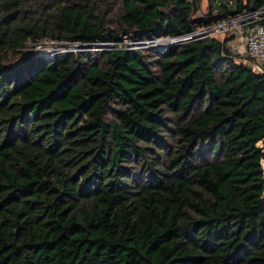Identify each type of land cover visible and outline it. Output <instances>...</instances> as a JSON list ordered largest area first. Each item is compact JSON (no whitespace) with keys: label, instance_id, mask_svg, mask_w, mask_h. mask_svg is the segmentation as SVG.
Segmentation results:
<instances>
[{"label":"trees","instance_id":"obj_1","mask_svg":"<svg viewBox=\"0 0 264 264\" xmlns=\"http://www.w3.org/2000/svg\"><path fill=\"white\" fill-rule=\"evenodd\" d=\"M200 1L0 0V264H264V74L145 48L264 9ZM42 39L81 49L9 64Z\"/></svg>","mask_w":264,"mask_h":264},{"label":"built area","instance_id":"obj_2","mask_svg":"<svg viewBox=\"0 0 264 264\" xmlns=\"http://www.w3.org/2000/svg\"><path fill=\"white\" fill-rule=\"evenodd\" d=\"M263 15L264 9L235 16L222 15L221 19L211 26L203 27L193 33L177 38L160 39L161 41L155 40L147 42V44L155 43L157 46L153 47L165 48L167 45L173 46L187 42L193 37L221 36L225 38L233 33L237 38L236 40L241 43L243 55L252 59L253 70L258 74H264V27L256 23Z\"/></svg>","mask_w":264,"mask_h":264},{"label":"rangeland","instance_id":"obj_3","mask_svg":"<svg viewBox=\"0 0 264 264\" xmlns=\"http://www.w3.org/2000/svg\"><path fill=\"white\" fill-rule=\"evenodd\" d=\"M210 1L212 0H201L200 1V6H199V11L196 13L195 16L201 17L202 15H206L209 12V6H210ZM218 4V2H215L214 0L212 1V4ZM227 3V2H226ZM228 6L231 7L232 3L228 2L227 3ZM216 6L212 7V10H215ZM213 14H216V11H214ZM121 35L117 36L120 38ZM219 38H222L221 36H218ZM223 39V38H222ZM122 44L121 45H125V46H130L132 45V42L126 37L123 36L122 37ZM158 41V40H157ZM159 41H161L159 39ZM163 41V40H162ZM165 45V44H163ZM153 46H157L155 43L153 44H147L145 45V48H148V50L157 52V50L155 51V49H158L159 51L163 50L164 47H153ZM161 46V45H160ZM171 45H167L166 47L168 48ZM81 46H79L78 44L75 43H64V42H59V41H55V40H49V39H42L36 42H26L24 47L20 50V56L18 57L17 60L15 61H11L9 64H13L16 61L25 58V57H31V56H36V55H40V56H52L55 53H65L67 51L70 52H74L77 51ZM153 49V50H152ZM231 49L233 50V52L239 56H243L242 52L240 51L242 49L241 43L239 41H235L232 43V47ZM244 57V56H243ZM14 59V58H13Z\"/></svg>","mask_w":264,"mask_h":264},{"label":"crops","instance_id":"obj_4","mask_svg":"<svg viewBox=\"0 0 264 264\" xmlns=\"http://www.w3.org/2000/svg\"><path fill=\"white\" fill-rule=\"evenodd\" d=\"M240 51H241V52H242V54H243V49H241Z\"/></svg>","mask_w":264,"mask_h":264},{"label":"water","instance_id":"obj_5","mask_svg":"<svg viewBox=\"0 0 264 264\" xmlns=\"http://www.w3.org/2000/svg\"><path fill=\"white\" fill-rule=\"evenodd\" d=\"M176 45H178V44H175V45H173V46H176ZM67 52H70V51H67Z\"/></svg>","mask_w":264,"mask_h":264}]
</instances>
